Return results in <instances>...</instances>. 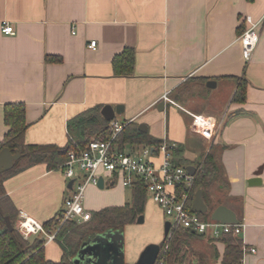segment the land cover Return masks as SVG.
Here are the masks:
<instances>
[{"label": "crops", "instance_id": "obj_1", "mask_svg": "<svg viewBox=\"0 0 264 264\" xmlns=\"http://www.w3.org/2000/svg\"><path fill=\"white\" fill-rule=\"evenodd\" d=\"M246 16H264V0H0V26L5 20L15 29L6 35L0 27V140L6 103L24 104L26 143L59 146L67 141L71 117L122 105L123 123H143L150 136L183 145L188 165L213 153L220 188L214 205L235 213L242 246L255 249L242 254L240 264H264V22L246 60L237 39ZM91 40L95 46L88 47ZM124 47L134 49L133 73L116 76L112 58ZM47 55L59 60L47 61ZM233 76L246 79L242 103L231 101ZM208 80L215 86L207 87ZM164 93L180 107L164 101L158 109ZM188 112L217 120L211 139L194 130ZM104 175L103 187L113 188L116 176ZM68 181L62 170L38 163L8 177L4 188L19 213L42 223L61 209ZM121 185L102 193L91 186L85 208L124 205L129 199ZM193 238L203 246L186 250L183 264H223L221 241ZM44 249L48 259L59 260L54 241Z\"/></svg>", "mask_w": 264, "mask_h": 264}, {"label": "trees", "instance_id": "obj_2", "mask_svg": "<svg viewBox=\"0 0 264 264\" xmlns=\"http://www.w3.org/2000/svg\"><path fill=\"white\" fill-rule=\"evenodd\" d=\"M243 30L241 29L238 33ZM46 59L47 61L59 60L57 56L51 55H47ZM133 66L134 49L132 47H124L112 58L113 73L116 76L132 75ZM201 79L205 80V78ZM233 79L236 81V88L231 101L242 103L245 100L246 79L243 76H233ZM100 109L101 106H94L71 117L66 124L67 141L63 146H59L53 143H26L24 132L28 124L25 120L24 104L22 102L4 104L3 119L7 129L0 140V149L8 147L11 152L18 151L20 156L14 160L9 170L0 172V264H73L72 258L77 254L85 239L108 229L123 232L125 225L135 223L137 217L143 214L146 203L145 188L142 181L137 180L131 188L129 201L124 205L106 206L90 211V219L82 223L73 220L65 221L55 233L54 242L61 251V256L56 261L45 256L42 236L24 238L16 229L19 211L5 191L4 181L15 173L38 163H44L48 170H61L64 168L70 152H80L93 138L108 140L111 137L109 121L101 116ZM160 142L162 140L150 136L147 132L139 131L137 124L127 122L115 136L113 145L118 150L124 151L126 145L132 147L156 146ZM183 151L184 146L176 143L173 149V160L178 165L185 162L182 156ZM217 171L218 166L213 153H206L203 161L195 166L193 181L188 188L186 206L189 211H193L192 203L198 189H201V196L209 208H213L206 198H208L209 188L215 182ZM57 215L58 212L42 222L46 231L54 230ZM197 215L200 218L202 216L201 213H197ZM5 217L9 218L13 229H8ZM198 236L201 235L188 229H174L168 238L164 237L159 242L160 251L154 264H183L186 251L182 247L185 244V239ZM216 239L224 244L221 262L223 264H240L242 257L240 236L226 233Z\"/></svg>", "mask_w": 264, "mask_h": 264}, {"label": "built area", "instance_id": "obj_3", "mask_svg": "<svg viewBox=\"0 0 264 264\" xmlns=\"http://www.w3.org/2000/svg\"><path fill=\"white\" fill-rule=\"evenodd\" d=\"M263 22L264 16L257 20L249 16L245 17L246 26L237 39L241 45L243 58L246 60L250 58L258 44ZM0 27L3 34L15 33L13 25L5 20ZM95 43V40H91L88 47L95 46ZM162 100L178 106L168 93L162 95ZM188 113L194 130L201 136L211 139L217 128V120L212 116ZM123 125L124 123H119L115 119L110 120L111 137L108 140L93 138L80 152L68 154V160L61 170L65 178L72 179L73 182L63 198L54 230L46 231L41 222L21 212L16 222V229L24 238L42 236L46 244L54 241L56 230L65 221L82 223L89 220L91 212L83 204L84 191L88 184L97 186L101 175L98 173L100 169L116 176L122 185L130 188L137 180L142 181L146 196L160 208L165 221L170 224L167 238L176 228L188 229L198 235L212 238H218L226 233H232L234 236L241 234L240 222L225 223L210 217L201 219L196 212L188 210L186 206L188 188L192 184L193 174L187 170L188 165H178L174 162L175 142L167 143L163 140L156 146L140 145L133 151H120L113 145V140ZM246 252H255V249L242 246V254Z\"/></svg>", "mask_w": 264, "mask_h": 264}, {"label": "water", "instance_id": "obj_4", "mask_svg": "<svg viewBox=\"0 0 264 264\" xmlns=\"http://www.w3.org/2000/svg\"><path fill=\"white\" fill-rule=\"evenodd\" d=\"M205 85L207 87H214L215 81L208 80ZM164 101L158 103V109H162ZM123 110L122 105L111 106L109 104L104 105L100 109L101 116L110 121L114 119L115 114L121 113ZM138 130L141 132H146L147 127L145 124H138ZM20 156L18 151L11 152L8 147H3L0 149V172L9 170L14 160ZM187 170L190 174L194 173V166L188 165ZM258 181L256 178L249 180V184H254ZM73 180H69L67 183V188L71 187ZM98 188H103V179L99 177ZM192 210L196 213L208 212V206L204 202L201 196V189L195 192ZM210 218L214 220H219L225 223H238V219L235 213L227 206L220 204L216 206L210 213ZM143 214L139 215L136 219L137 223H143ZM6 226L8 229H13L11 222L8 217H5ZM169 222L166 220L163 223V235L167 236L169 232ZM241 237V234L239 235ZM160 251L159 243H148L139 253L137 260L133 264H154L158 253ZM87 264H127L124 259V239L123 233L118 230L108 229L103 232L95 234L93 237H88L85 239L77 252V254L72 258L73 264H80L81 262Z\"/></svg>", "mask_w": 264, "mask_h": 264}, {"label": "rangeland", "instance_id": "obj_5", "mask_svg": "<svg viewBox=\"0 0 264 264\" xmlns=\"http://www.w3.org/2000/svg\"><path fill=\"white\" fill-rule=\"evenodd\" d=\"M186 86L187 85L183 86V88ZM183 92L184 91H182V88H181L177 91L176 94L182 95ZM197 94H199V93L197 92ZM114 119L116 121H118L119 123L124 122L118 114L115 115ZM138 121H141V120L138 119L137 122ZM190 161L191 160L187 159V160H185L184 164H182V165L186 166L189 164ZM98 173L103 174V175L108 174V172L106 173L102 169H100V171ZM119 184L121 185L120 180L117 179L113 188L110 185H105L103 188L95 187V189H96V191H99L100 193L104 192L105 190H110V189L114 191L117 189ZM91 186H93V185L88 184L85 191H84V195H85L86 199L91 194ZM121 186L123 187V190H124L121 192L122 194H124V199H129L131 189L127 186H124V185H121ZM208 191H209V193L207 195L208 198H206V199H207L209 205L213 206V208L210 209L208 204L204 201L208 206V212L201 213L202 214L201 219H208L210 217L211 211L216 207L214 204L218 201V198H216V197H220V192H219L220 188H218L217 184L213 183V185L209 188ZM89 207H90V210L96 209L93 206H89ZM143 215L145 217V221L143 223H137L135 221V223H131L132 226L130 224H128V225H125L123 228L122 233H123V239H124V259H125V262L127 259L126 257L130 254L132 256H135L134 257V262H135L139 256V253L147 245V243H159L164 238L163 223L165 221V216L162 215L157 210L156 206L153 205L152 201L149 199L148 196H146V203H145ZM202 246H203V243L196 241V238L190 237V238L185 239V244L183 245L182 248L185 249V251L186 250L188 251V249H192L193 247L201 248ZM134 262H132L131 264H133ZM126 263L129 264L128 262H126ZM80 264H87V263H85L83 261Z\"/></svg>", "mask_w": 264, "mask_h": 264}]
</instances>
